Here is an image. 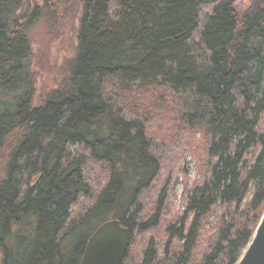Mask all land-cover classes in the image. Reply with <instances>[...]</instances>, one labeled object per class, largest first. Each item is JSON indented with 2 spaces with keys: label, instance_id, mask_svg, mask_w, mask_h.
<instances>
[{
  "label": "trees",
  "instance_id": "trees-1",
  "mask_svg": "<svg viewBox=\"0 0 264 264\" xmlns=\"http://www.w3.org/2000/svg\"><path fill=\"white\" fill-rule=\"evenodd\" d=\"M29 2L0 0V264H79L105 221L128 229V247L133 233L158 226L164 191L140 221L141 197L161 172L139 110L154 90L180 133L206 137L207 173L162 250L149 239L138 264H236L264 212V3L238 17L235 0ZM68 6L70 56L36 95L34 31L51 36ZM95 166L106 174L96 192L84 174ZM82 199L87 208L73 211ZM217 205L221 225L196 261ZM128 249L121 264H133Z\"/></svg>",
  "mask_w": 264,
  "mask_h": 264
},
{
  "label": "rangeland",
  "instance_id": "rangeland-1",
  "mask_svg": "<svg viewBox=\"0 0 264 264\" xmlns=\"http://www.w3.org/2000/svg\"><path fill=\"white\" fill-rule=\"evenodd\" d=\"M33 1L30 0L29 4L32 5ZM52 1L55 0H48V4L51 6ZM36 2L41 3V0H36ZM263 3L264 0H235L234 11L238 17H242ZM60 13L65 15L64 17L63 14L58 15L55 22H60V26L52 30L51 36L49 35L51 30L47 29L45 32V27L37 28L33 34L32 69L35 76L36 93H38L36 95L46 93L53 88L54 83H57L55 78H60L59 67L61 68L63 62L70 56L69 47L73 41L72 35L76 24L70 14L69 6L66 8V12L62 10ZM153 92L155 94L148 93L146 95L147 104L139 110L149 113L146 130L148 136L151 137L150 142L157 148L156 153L161 156V172L150 189L145 191L141 197L140 203L143 212L140 221L143 222L153 216L160 192L164 191L165 195L160 205L162 212L158 226L147 232L132 234L127 262L133 264H138L141 260L142 252L149 239H153L158 249L162 250L167 239L166 227L175 224L183 216L190 191L205 179L207 173L206 137L197 131L180 133L181 126L176 125L177 123L172 121V116L168 113L158 111L160 103H154L158 100L164 103L167 96L156 90ZM143 100L144 97L140 98V101ZM164 114L167 115L165 119H163ZM4 160L5 154L1 152L0 173ZM100 170L102 169L99 166L87 167L84 170L85 177L94 192L98 191L106 181V174ZM89 203L90 201L82 199L73 208V211L84 210ZM224 212L225 207L217 205L204 218L193 252L196 261L200 260L215 240ZM228 212L232 214L233 207ZM175 244L177 246V243Z\"/></svg>",
  "mask_w": 264,
  "mask_h": 264
},
{
  "label": "water",
  "instance_id": "water-1",
  "mask_svg": "<svg viewBox=\"0 0 264 264\" xmlns=\"http://www.w3.org/2000/svg\"><path fill=\"white\" fill-rule=\"evenodd\" d=\"M128 244V229L117 219L105 221L86 242L79 264H121ZM236 264H264V212Z\"/></svg>",
  "mask_w": 264,
  "mask_h": 264
}]
</instances>
